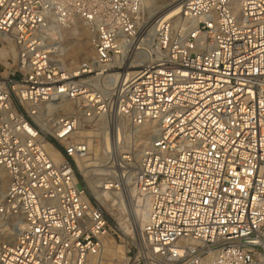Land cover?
Wrapping results in <instances>:
<instances>
[{"label":"built area","instance_id":"2783aa9c","mask_svg":"<svg viewBox=\"0 0 264 264\" xmlns=\"http://www.w3.org/2000/svg\"><path fill=\"white\" fill-rule=\"evenodd\" d=\"M177 2L151 25L144 0H0V45L16 49L0 72V215L17 222L0 264H264V0ZM77 20L94 52L70 71L52 42ZM149 126L140 153L126 147ZM104 138L96 176L145 211L129 235L77 167Z\"/></svg>","mask_w":264,"mask_h":264},{"label":"bare ground","instance_id":"6f19581e","mask_svg":"<svg viewBox=\"0 0 264 264\" xmlns=\"http://www.w3.org/2000/svg\"><path fill=\"white\" fill-rule=\"evenodd\" d=\"M147 4H148V1L144 0L143 9L146 7ZM164 5L165 6L162 5V7H160V9L157 12L153 13V16L169 19V18H172L175 14L180 12L179 3L177 2V0H174V1L168 0L167 2L164 3ZM75 22H79V20ZM147 22H149V24L152 25L153 24L152 17L148 19ZM59 36L60 34L59 32H57V36L55 37V39ZM90 37H91V33H90ZM85 44L79 43L76 45H72L71 47H67V45H65L64 42L54 40L52 42V46L56 48L55 54H54L55 58L64 64L68 63L67 65L70 66V69L68 70L72 71L76 67L75 65L77 63H80V61L82 62V61L89 60L93 56L94 51H93L92 43H91L90 49ZM8 56H10L11 58L16 57V49L10 40H7L6 45L0 48V59L6 58ZM4 64L6 65L7 62H5ZM134 66L135 64H131V66L126 68L122 74H125L126 71L133 70ZM110 73H112L114 77L119 76L117 72L111 71ZM67 108L69 109L70 106H68ZM131 129L136 131L137 127L131 125ZM141 130H143L144 134L146 135L142 136L144 140L142 141V144H140V147L143 145V143L145 144L141 148L140 147L138 148V153H140L144 149V147L148 143H150V137L152 136L154 128L149 126V127H143L141 128ZM85 136L90 137V136H94V134H92V132L90 131H87ZM89 143L92 149L91 157L86 159L85 163L78 161L77 167L79 171H81L84 181H86V183L88 184V187H89L88 189L90 190V194L93 196L95 200L99 201L104 206L105 210L109 212L118 210L121 215L123 211H126L132 217L135 215L138 216L139 224L137 226V230H139V228L143 225L145 221V211L139 207L140 199L136 196L134 189L130 186L127 193L124 195L121 194L120 192H116V191L111 192V191L105 190L104 189L105 187H103V184H101L102 183L101 180L96 176V174H98L100 170L95 168L96 166L95 160H99L103 158L107 150L112 149V142H109L106 138H104V141L102 142V144L91 142L90 139H89ZM47 150L53 155L54 159H58V154L55 151H53L49 146H47ZM88 160H91V161H88ZM90 168H93V169L90 170ZM6 187H7V177L4 173H1L0 174V200L5 192ZM132 197L134 198V201L136 204L131 203ZM13 225L16 226L17 222H15ZM16 234H17V230L16 228H14L13 234L9 237V239H12ZM119 251H120V247H119Z\"/></svg>","mask_w":264,"mask_h":264},{"label":"rangeland","instance_id":"374dc122","mask_svg":"<svg viewBox=\"0 0 264 264\" xmlns=\"http://www.w3.org/2000/svg\"><path fill=\"white\" fill-rule=\"evenodd\" d=\"M145 1H148V4L144 8L145 20L147 21L148 19H150L152 17V21H154L156 16H153V13L157 12L160 9V7H162V5L165 6L164 3L167 2L168 0H145ZM169 1H174V0H169ZM147 17H148V19H147ZM58 32H59L60 36L57 37L55 39V41L64 42L65 45H67V47H71L72 45H76L79 43L85 44V42H86L85 45L87 47H89V49L91 48L90 32H89L88 28L83 24V22H80V21L74 22L73 24L69 25L68 27L59 29ZM2 47H4V46L0 45V48H2ZM5 62H7L6 58L0 59V72L6 73L7 67L12 63L11 61H8L9 64L5 65L4 64ZM59 62L63 65V67L65 69H70V66L67 65L68 63L64 64L61 61H59ZM77 64H79V63H77ZM77 64L75 66H77ZM70 110H72L71 107L69 108V111ZM132 129H134V128H132ZM88 131H91V130L88 129ZM132 131H134V130H132ZM138 131H140V130L138 129ZM145 135L146 134H144V132H143V136H145ZM143 140H144L143 137H140L139 140L131 139L129 142L126 143V147H130L131 149H133L137 145H138V147H140V144H142ZM144 142H146V141H144ZM144 144L145 143H143V145ZM92 169L93 168H91L90 170H92ZM81 181H82L83 186H86L88 189L89 188L88 184L86 183V181H84V179L82 177H81ZM88 191L90 193L89 189H88ZM131 203L136 204L133 197L131 199ZM113 212H109L106 210V213H107L109 219L111 220V222L113 224L116 225V227L121 231V233L129 235L130 233H132V231L134 232L137 229V226L139 224L138 216L135 215L132 217L126 211H123V213L121 215H120V212L118 210H115ZM125 214H127L129 216H127ZM14 223H15V220L13 218L0 215V244L2 242L9 240V237L13 234V231H14V228H13Z\"/></svg>","mask_w":264,"mask_h":264}]
</instances>
